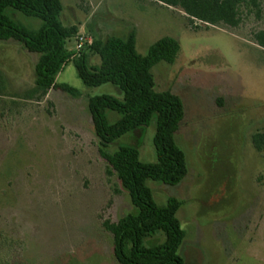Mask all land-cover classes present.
Returning a JSON list of instances; mask_svg holds the SVG:
<instances>
[{
    "label": "rangeland",
    "instance_id": "obj_1",
    "mask_svg": "<svg viewBox=\"0 0 264 264\" xmlns=\"http://www.w3.org/2000/svg\"><path fill=\"white\" fill-rule=\"evenodd\" d=\"M64 25L103 39L134 33L145 55L163 37L178 41L172 62L151 68L154 87L183 105L175 141L187 174L175 185L148 180L159 205L182 202L177 218L185 232L178 248L184 264H264V151L251 137L264 131V48L255 33L259 18L243 15L235 28L189 24L184 13L155 0H60ZM30 28L41 21L7 10ZM66 47L72 50L74 38ZM38 53L18 41L0 40V264H120L104 222L135 211L100 150H139L142 162L156 160L154 120L102 147L94 133L88 97L122 99L112 84L85 85L72 61L57 74L79 95L51 89L28 99ZM90 64L99 58L91 55ZM110 122L119 115L106 111ZM161 231L144 240L161 243Z\"/></svg>",
    "mask_w": 264,
    "mask_h": 264
},
{
    "label": "trees",
    "instance_id": "obj_2",
    "mask_svg": "<svg viewBox=\"0 0 264 264\" xmlns=\"http://www.w3.org/2000/svg\"><path fill=\"white\" fill-rule=\"evenodd\" d=\"M157 3L181 10L189 24L215 25L235 29L243 22V15L259 18L264 0H155ZM7 10L41 21L38 28H30L10 18ZM63 5L60 0H0V40H15L29 52L39 54L34 66V84L26 90L28 99L40 100L49 90L60 89L72 96L78 91L68 84H58L56 76L70 61L82 82L91 87L110 83L121 93L122 99L103 94L88 97V109L94 133L102 147L121 136L148 126L153 120V146L156 160L142 162L135 146H119L113 153L100 150L108 172L113 171L121 186L128 192L134 212L117 221L104 222L113 237V255L120 264H184L178 248L185 236L177 218L182 202L169 198L159 205L153 198L148 180L168 185L179 183L187 174L186 158L175 141V132L183 119L180 98L170 91H158L151 73L159 61L172 62L179 43L171 37L154 42L145 55L135 48L134 33L125 38L93 37L78 58L70 60L67 42L79 32V24L64 25L60 21ZM264 48V31L255 33ZM91 55L99 62L90 64ZM106 111L119 117L110 122ZM253 147L264 151V131L251 137ZM161 231L164 240L145 246L144 240Z\"/></svg>",
    "mask_w": 264,
    "mask_h": 264
},
{
    "label": "built area",
    "instance_id": "obj_3",
    "mask_svg": "<svg viewBox=\"0 0 264 264\" xmlns=\"http://www.w3.org/2000/svg\"><path fill=\"white\" fill-rule=\"evenodd\" d=\"M92 37L87 36L83 33H78L74 38V47L71 50L70 60L76 59L80 56L82 49L86 44H90L92 42Z\"/></svg>",
    "mask_w": 264,
    "mask_h": 264
},
{
    "label": "crops",
    "instance_id": "obj_4",
    "mask_svg": "<svg viewBox=\"0 0 264 264\" xmlns=\"http://www.w3.org/2000/svg\"><path fill=\"white\" fill-rule=\"evenodd\" d=\"M79 32H80V29H79Z\"/></svg>",
    "mask_w": 264,
    "mask_h": 264
}]
</instances>
